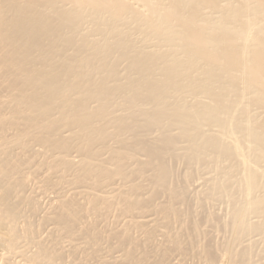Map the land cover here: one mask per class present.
Masks as SVG:
<instances>
[{
	"label": "bare ground",
	"instance_id": "1",
	"mask_svg": "<svg viewBox=\"0 0 264 264\" xmlns=\"http://www.w3.org/2000/svg\"><path fill=\"white\" fill-rule=\"evenodd\" d=\"M0 264H264V0H0Z\"/></svg>",
	"mask_w": 264,
	"mask_h": 264
}]
</instances>
